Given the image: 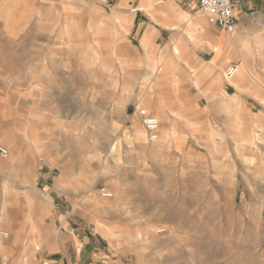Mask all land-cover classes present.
<instances>
[{"label":"rangeland","instance_id":"1","mask_svg":"<svg viewBox=\"0 0 264 264\" xmlns=\"http://www.w3.org/2000/svg\"><path fill=\"white\" fill-rule=\"evenodd\" d=\"M89 1L0 0L3 247L13 245L19 216L47 205L34 189L51 212L70 214V234L106 228L113 241L103 247L117 264H264V135L251 132L249 148L226 142L220 113L211 123L220 142H196L202 131L166 142L184 133L160 119L146 131L139 94L154 86L146 88L142 54L111 49L109 31L90 23L111 1ZM133 122L161 142L136 139ZM92 192L105 204L88 206Z\"/></svg>","mask_w":264,"mask_h":264},{"label":"crops","instance_id":"2","mask_svg":"<svg viewBox=\"0 0 264 264\" xmlns=\"http://www.w3.org/2000/svg\"><path fill=\"white\" fill-rule=\"evenodd\" d=\"M109 1L112 8H95L96 21L90 23L109 31L104 39L114 46L111 49L124 47L134 53L137 48L142 54L144 61L138 66L148 74L146 88L154 86V91L139 94L148 99L144 109L160 119L166 131L172 132L178 123L184 133L177 141L169 136L162 139L189 142L190 136L202 131L195 136L196 142H220L218 132L211 129L212 116L219 113L228 124L226 142H241L249 148L251 132L264 135V0H232V33L209 24L198 10L197 0L89 2ZM230 64L239 71L227 82L223 74ZM254 103L263 109L254 112ZM132 132L136 139L153 146L161 142L160 137L148 138L137 122H133ZM259 146L264 156V143ZM33 191L47 205L36 203V214L18 217L12 246L5 249L2 239L8 238L0 237V249H5L3 264L118 263L104 250V239L113 241L106 228L95 222V229L86 236L70 234V214L51 212L50 207L56 208L49 205L50 199ZM86 203L93 208L105 201L92 192ZM3 216L2 207L0 221Z\"/></svg>","mask_w":264,"mask_h":264},{"label":"built area","instance_id":"3","mask_svg":"<svg viewBox=\"0 0 264 264\" xmlns=\"http://www.w3.org/2000/svg\"><path fill=\"white\" fill-rule=\"evenodd\" d=\"M198 10L205 16L207 22L224 29L228 33H232L235 29V22L233 16V2L232 0H197ZM239 67L231 64L224 72V79L226 81L232 80L238 73ZM142 123L148 132H154L159 126L158 119L149 114L143 113ZM1 154L6 157L7 151L0 148ZM101 195L105 198L111 197V194L104 188L100 190ZM3 238H7L8 234L2 231L0 234Z\"/></svg>","mask_w":264,"mask_h":264},{"label":"bare ground","instance_id":"4","mask_svg":"<svg viewBox=\"0 0 264 264\" xmlns=\"http://www.w3.org/2000/svg\"><path fill=\"white\" fill-rule=\"evenodd\" d=\"M0 162H1V160H0ZM0 234H1V232H0ZM3 238V237H2Z\"/></svg>","mask_w":264,"mask_h":264}]
</instances>
